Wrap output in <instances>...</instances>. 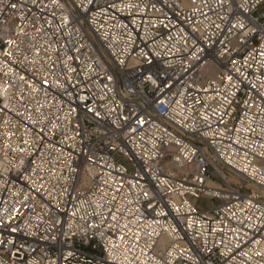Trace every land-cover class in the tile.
I'll use <instances>...</instances> for the list:
<instances>
[{"label":"built area","instance_id":"built-area-1","mask_svg":"<svg viewBox=\"0 0 264 264\" xmlns=\"http://www.w3.org/2000/svg\"><path fill=\"white\" fill-rule=\"evenodd\" d=\"M0 264H264V0H0Z\"/></svg>","mask_w":264,"mask_h":264}]
</instances>
